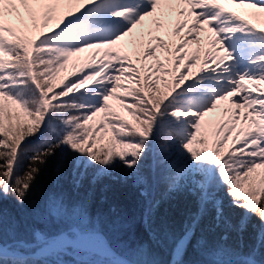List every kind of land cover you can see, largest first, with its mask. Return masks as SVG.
Returning <instances> with one entry per match:
<instances>
[{
	"label": "snow or ice",
	"instance_id": "6c2138e0",
	"mask_svg": "<svg viewBox=\"0 0 264 264\" xmlns=\"http://www.w3.org/2000/svg\"><path fill=\"white\" fill-rule=\"evenodd\" d=\"M0 264H264V0H0Z\"/></svg>",
	"mask_w": 264,
	"mask_h": 264
},
{
	"label": "trees",
	"instance_id": "16d2710c",
	"mask_svg": "<svg viewBox=\"0 0 264 264\" xmlns=\"http://www.w3.org/2000/svg\"><path fill=\"white\" fill-rule=\"evenodd\" d=\"M78 71V70H77ZM71 72V68H69V71L68 72H65V71H62L61 72V76H67L69 75ZM119 103V102H118ZM115 104V103H114ZM125 115H127V113H124ZM41 186L42 187H46L47 186V177H42L41 178Z\"/></svg>",
	"mask_w": 264,
	"mask_h": 264
},
{
	"label": "rangeland",
	"instance_id": "374dc122",
	"mask_svg": "<svg viewBox=\"0 0 264 264\" xmlns=\"http://www.w3.org/2000/svg\"><path fill=\"white\" fill-rule=\"evenodd\" d=\"M229 7H231V6H229ZM234 10H236V11H241L240 9H234ZM84 55L87 56L88 53H85ZM110 103L118 104V101H110Z\"/></svg>",
	"mask_w": 264,
	"mask_h": 264
}]
</instances>
